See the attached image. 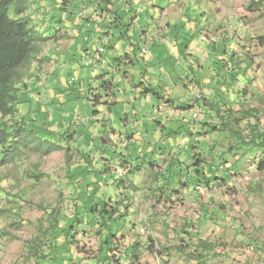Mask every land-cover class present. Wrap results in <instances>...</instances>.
<instances>
[{"label":"rangeland","instance_id":"374dc122","mask_svg":"<svg viewBox=\"0 0 264 264\" xmlns=\"http://www.w3.org/2000/svg\"><path fill=\"white\" fill-rule=\"evenodd\" d=\"M100 1L19 15L0 264H264V0Z\"/></svg>","mask_w":264,"mask_h":264},{"label":"trees","instance_id":"16d2710c","mask_svg":"<svg viewBox=\"0 0 264 264\" xmlns=\"http://www.w3.org/2000/svg\"><path fill=\"white\" fill-rule=\"evenodd\" d=\"M24 3L25 0H0V144L11 135L1 119L14 114L18 92L16 81L19 82L21 77L19 69L34 54L35 42L46 40L19 17L25 8ZM11 6L15 18L8 15Z\"/></svg>","mask_w":264,"mask_h":264},{"label":"crops","instance_id":"0c3cea01","mask_svg":"<svg viewBox=\"0 0 264 264\" xmlns=\"http://www.w3.org/2000/svg\"><path fill=\"white\" fill-rule=\"evenodd\" d=\"M80 1V3L82 4V6L83 7H86L87 9H88V7H87V3H90V6H89V8L92 10V6L94 7V5H97V6H99V3L101 2L100 0H94L95 1V4H91V3H93L92 1L93 0H77L76 2L75 1H73V3H68V1L67 0H62V4H63V6L64 7H70V6H75V5H78V2ZM38 2H40V4H41V1H38ZM125 2L129 5V2H130V0L128 1V0H125ZM31 5H32V0H31ZM73 4V5H72ZM40 7H44V4H41L40 5ZM33 13V12H32ZM108 12H105L104 14H107ZM103 14V15H104ZM28 15L29 16H31V13H28ZM39 15H41V17L43 18V16H44V14H41V12H38V15H36V16H34V19L36 18V17H38L39 19L41 18V17H39ZM110 15H111V13H109V14H107L106 16H108V17H110ZM28 16V17H29ZM20 18H22L23 19V21L24 22H26L25 21V19L23 18V17H21L20 16ZM45 18H43V20H44ZM27 23V22H26ZM27 25L29 26V27H31L33 30H34V26L33 25H35V26H37L35 23H33V22H31V20H29V22L27 23ZM169 27V26H168ZM77 28V29H76ZM65 30L64 31H66V41H65V43L64 44H62L63 46H65L66 44H70V45H75L76 44V32L77 33H79V34H81V33H84V32H87L88 31V33H91L92 31H97V32H99V31H104V29H102V26H99V24H94V22L92 21V18L89 16V17H85V18H83L81 21H80V23L78 24V26L76 25V24H73L72 26H71V29L70 28H64ZM169 29V28H168ZM34 32L36 33V31L34 30ZM102 33V32H101ZM38 34V33H37ZM102 34H105V37L107 36L108 37V32H105V33H102ZM63 39H64V34H63V36L58 40V42L57 43H61L62 41H63ZM85 39V38H84ZM96 39H99L98 40V42H97V44L99 45L98 47L99 48H97L96 49V51L98 50V49H100V48H104L105 49V52L103 53V56L108 52V50H110V48L109 47H106V46H104L105 45V42L101 39V38H96ZM91 54V52H90V50L89 49H86L85 50V55H90ZM94 55V58H96V52H94L93 53ZM127 59V58H126ZM95 63V62H94ZM129 63L131 64L132 62L131 61H129ZM131 65H133V63L131 64ZM146 95H149V93L150 92H148V90H145V92H144Z\"/></svg>","mask_w":264,"mask_h":264},{"label":"built area","instance_id":"2783aa9c","mask_svg":"<svg viewBox=\"0 0 264 264\" xmlns=\"http://www.w3.org/2000/svg\"><path fill=\"white\" fill-rule=\"evenodd\" d=\"M105 52L104 48H100L96 51V58L100 60L101 64L105 63V60L102 58L103 53Z\"/></svg>","mask_w":264,"mask_h":264}]
</instances>
